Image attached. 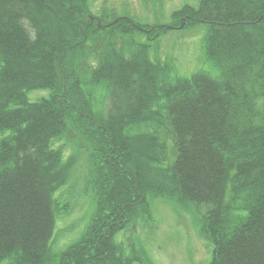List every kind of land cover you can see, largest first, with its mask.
Returning a JSON list of instances; mask_svg holds the SVG:
<instances>
[{"label":"trees","instance_id":"16d2710c","mask_svg":"<svg viewBox=\"0 0 264 264\" xmlns=\"http://www.w3.org/2000/svg\"><path fill=\"white\" fill-rule=\"evenodd\" d=\"M89 1L0 0V264H153L115 238L160 196L206 205V264H264V0L175 10L209 25L213 68L187 77L136 36L172 27L110 24ZM84 167L95 211L54 252Z\"/></svg>","mask_w":264,"mask_h":264},{"label":"rangeland","instance_id":"374dc122","mask_svg":"<svg viewBox=\"0 0 264 264\" xmlns=\"http://www.w3.org/2000/svg\"><path fill=\"white\" fill-rule=\"evenodd\" d=\"M198 3V0H90L89 6L94 16L105 14L107 23L113 22L115 18L130 17L145 25L143 28L146 30H149L146 27L152 25L171 26V30L153 31L151 34L139 32L136 36L139 42L150 44V57L153 60L170 62L175 66L176 75L187 77L198 70L213 68L206 58L203 44L209 25L185 27V20L180 25V20L172 18L175 10L184 5L197 6ZM48 94L38 90L32 92L31 97L36 100ZM71 153L72 148L69 147L66 154ZM84 169L78 170L77 185L72 187L69 194L73 208L56 218L55 235L51 241L54 252L62 251L75 242L85 232L95 211V200L91 192L83 193ZM149 201L150 216H142L136 222L129 223L116 236L118 243L124 245L127 251H130V246L145 249L153 264H206L213 258V244L199 232L206 205L192 204L186 209L174 199L164 196L150 197ZM1 264L9 262L4 260Z\"/></svg>","mask_w":264,"mask_h":264},{"label":"water","instance_id":"95a60500","mask_svg":"<svg viewBox=\"0 0 264 264\" xmlns=\"http://www.w3.org/2000/svg\"><path fill=\"white\" fill-rule=\"evenodd\" d=\"M117 20H118V19H117ZM117 20H115L114 22H117ZM114 22H112V23H110V24H113ZM98 24H99V25L101 24V23H100V20H99V23H98ZM110 24H109V25H110ZM107 26H108V25H107ZM170 27H171V26H170Z\"/></svg>","mask_w":264,"mask_h":264}]
</instances>
